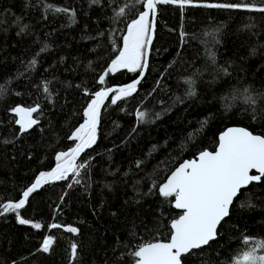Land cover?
I'll use <instances>...</instances> for the list:
<instances>
[{
    "label": "trees",
    "instance_id": "1",
    "mask_svg": "<svg viewBox=\"0 0 264 264\" xmlns=\"http://www.w3.org/2000/svg\"><path fill=\"white\" fill-rule=\"evenodd\" d=\"M143 2L0 0V205L18 202L40 172L54 168L57 153L75 147L69 137L95 92L139 75L141 69L122 68L99 83ZM240 2L157 5L148 68L137 91L112 104L114 93L105 103L96 142L77 161L87 162L78 175L30 194L19 212L40 229L19 224L16 213L0 217V264H134L130 253L144 242L167 241L171 220L181 214L174 197L159 194L180 163L214 151L229 127L264 136V12L202 6ZM243 2L264 7V0ZM122 7L125 15L117 18ZM188 79L194 81L191 96ZM244 89L257 98L254 106L243 101ZM234 92L240 98L233 102ZM37 106L32 115L38 122L22 132L13 109ZM138 110L145 113L142 121ZM69 226L77 232L66 231ZM218 233L182 264H231L249 247L244 236L264 238V177L241 190ZM46 236L54 242L43 252Z\"/></svg>",
    "mask_w": 264,
    "mask_h": 264
},
{
    "label": "snow or ice",
    "instance_id": "2",
    "mask_svg": "<svg viewBox=\"0 0 264 264\" xmlns=\"http://www.w3.org/2000/svg\"><path fill=\"white\" fill-rule=\"evenodd\" d=\"M138 3L139 0H136ZM99 3V0H92ZM193 0H144L143 11L137 14V18L127 24L126 35L123 36V48L119 55L113 59L110 65L100 76L99 83H105V77L109 73H115L121 68L129 72H136L148 66L147 53L145 49L152 42L151 30L155 25L157 5L176 4L181 9L190 5ZM202 6L208 8L244 9L248 11L264 12V7H255L244 3H206ZM55 12H68V9L47 6ZM74 15V13H72ZM125 15L122 7L115 13L117 18ZM151 15V19H150ZM115 22V21H114ZM27 25L21 28L25 30ZM183 38V33H182ZM215 41V37H213ZM44 51V49H41ZM254 51V50H253ZM210 59L215 63V55L209 52ZM35 64V60L32 61ZM222 71H227L223 69ZM143 76V71L139 73ZM187 95L195 94L194 81L188 79ZM140 79L134 80L127 85L104 88L94 93V98L84 109V121L76 128L69 139L76 141L75 147L68 152L57 153L56 166L48 172H40L35 181L22 193L18 202H8L0 205V215L12 212L16 213L19 224H31L35 229H40L41 224L33 223L20 215L19 210L25 207L30 194L42 185L52 181L65 180L69 173H78L79 168L87 166V162L77 164V157L85 149L92 147L97 138V126L99 124L100 107L109 93H115L111 97V103L116 104L123 98L130 97L137 91ZM159 83V81L157 82ZM5 89L0 86V93ZM48 92V88H44ZM244 89L243 101L249 105H255L257 98L248 94ZM240 97L234 92L232 101ZM230 106V105H229ZM37 107H16L13 111L19 116L16 123L20 130L26 131L38 121L33 118ZM138 120H143L145 113L137 111ZM203 127V125H202ZM255 169L258 175H251L250 171ZM264 177V136L255 135L245 128H229L218 138V146L215 151H202L197 159L185 161L171 173L167 182L159 186L161 196L174 197V207L181 210V214L171 220L167 241L144 242L139 244L130 255L134 258V264H182V256L192 254L193 250L202 249L209 245L218 236V226L230 214V206L240 195L241 190L251 182H258ZM79 183V181H76ZM254 207V205H249ZM51 228H59L60 225L53 223ZM66 231L75 233L76 228L67 227ZM242 241L249 245L247 250L242 251L231 264H264V238L244 236ZM53 238L46 236L42 242L41 249L48 252L53 244ZM77 246L72 244V256H76Z\"/></svg>",
    "mask_w": 264,
    "mask_h": 264
},
{
    "label": "water",
    "instance_id": "3",
    "mask_svg": "<svg viewBox=\"0 0 264 264\" xmlns=\"http://www.w3.org/2000/svg\"><path fill=\"white\" fill-rule=\"evenodd\" d=\"M150 19H151V15H150ZM155 24H156V17H155ZM126 32H127V30H126ZM151 35H152V42H151V44L148 45L147 48L145 49V51H146V53H147V62H148V63H149V57H150L151 47H152V43H153L154 35H155V25H154V28L151 30ZM122 48H123V40H122ZM147 68H148V66H147L146 68H144V69H141V71H143V76L141 77L140 75H138L134 80H136V79H140V83H141L142 80L144 79L145 75H146ZM121 69H122V68H121ZM121 69H120V70H121ZM120 70H119V71H120ZM141 71H140V72H141ZM115 73H116V72H115ZM134 80H133V81H134ZM133 81H131V82H129V83H132ZM129 83H127V84H129ZM140 83H139V84H140ZM127 84H124V85H127ZM139 84H138V85H139ZM138 85H137V86H138ZM121 86H123V85H121ZM115 87H119V86H111V87H109V88H115ZM113 94H114V93H109L108 98L105 99L103 105H101V107H100V115H101V112H102V109H103L105 103L110 99V97H111ZM133 94H134V93H133ZM99 119H100V117H99ZM97 127H98V126H97ZM229 128H234V127H229ZM229 128H227V129H229ZM240 128H242V127H240ZM227 129H225L224 131H226ZM224 131H223V132H224ZM223 132H221V133H223ZM221 133L218 135V138H219V136L221 135ZM218 138H217V146H218ZM217 146H216V148H217ZM215 150H216V149H215ZM215 150H214V151H215ZM85 151H86V149L84 150V152H85ZM84 152H82V153L77 157L76 163H77V161L79 160V158L81 157V155H82ZM199 154H200V153H199ZM199 154H198L195 158H192V159H190V160L197 159L198 156H199ZM190 160H185V161H190ZM185 161H183L182 163H184ZM182 163H180V164H182ZM180 164H179L177 167H179ZM55 166H56V165H55ZM55 166H54V167H55ZM177 167H176V168H177ZM176 168H175V169H176ZM175 169H174L173 171H175ZM50 171H51V170H50ZM173 171H172V172H173ZM172 172H171V173H172ZM171 173L168 175V177L171 175ZM250 174H251V175H258V173L256 172L255 169L251 170V171H250ZM168 177H167V178H168ZM167 178H166V180H165V183L167 182ZM258 182H259V181H258ZM258 182L254 181V182H251L250 184H256V183H258ZM47 184H48V183H47ZM250 184H249V185H250ZM45 185H46V184L42 185V186H41L40 188H38L36 191L40 190V189H41L43 186H45ZM249 185H248V186H249ZM248 186H247V187H248ZM247 187H246V188H247ZM244 189H245V188H244ZM242 190H243V189H242ZM159 194H160V193H159ZM174 199H175V198H174ZM172 206H173L174 210H176L177 212H180V213H181V210L176 209V208L174 207V201H173ZM231 206H232V205H231ZM231 206H230V208H231ZM3 215H5V214H3ZM3 215H0V217L3 216ZM227 217H228V216H227ZM227 217H226V218H227ZM226 218H225V219H226ZM225 219H224V220H225ZM218 227H219V226H218ZM215 240H216V239H215ZM215 240H213V241H215ZM213 241H210L209 243H211V242H213ZM165 242H166V241H165ZM206 246H207V245H206ZM206 246H204V247H206ZM204 247H203V248H204ZM193 251H196V250H193ZM187 255H188V254H187ZM187 255H183L182 258L185 257V256H187ZM182 258H181V259H182Z\"/></svg>",
    "mask_w": 264,
    "mask_h": 264
},
{
    "label": "rangeland",
    "instance_id": "4",
    "mask_svg": "<svg viewBox=\"0 0 264 264\" xmlns=\"http://www.w3.org/2000/svg\"><path fill=\"white\" fill-rule=\"evenodd\" d=\"M17 115V114H16ZM18 119H19V116L17 115Z\"/></svg>",
    "mask_w": 264,
    "mask_h": 264
},
{
    "label": "built area",
    "instance_id": "5",
    "mask_svg": "<svg viewBox=\"0 0 264 264\" xmlns=\"http://www.w3.org/2000/svg\"><path fill=\"white\" fill-rule=\"evenodd\" d=\"M179 6V5H178Z\"/></svg>",
    "mask_w": 264,
    "mask_h": 264
}]
</instances>
